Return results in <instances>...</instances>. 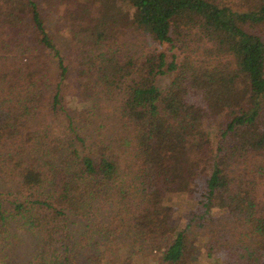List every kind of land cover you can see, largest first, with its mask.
Listing matches in <instances>:
<instances>
[{"label":"trees","instance_id":"trees-1","mask_svg":"<svg viewBox=\"0 0 264 264\" xmlns=\"http://www.w3.org/2000/svg\"><path fill=\"white\" fill-rule=\"evenodd\" d=\"M123 2L76 12L62 54L35 0L0 1V245L17 225L20 264H198L205 234L215 264H264V0Z\"/></svg>","mask_w":264,"mask_h":264},{"label":"rangeland","instance_id":"rangeland-1","mask_svg":"<svg viewBox=\"0 0 264 264\" xmlns=\"http://www.w3.org/2000/svg\"><path fill=\"white\" fill-rule=\"evenodd\" d=\"M2 1V0H0ZM39 12L41 13L45 24L48 28L49 34L52 36L54 43L57 48L61 50L62 54H67L71 52L74 48V40L72 34L79 27L78 22L75 21L76 12H87L90 16H98L99 12H130L128 5L123 2V0H35ZM132 11V10H131ZM264 33V28L262 29ZM131 39V40H130ZM132 37H126L121 39L117 45L121 46L123 51L126 53H132L141 55V53L150 51L155 48V44L147 41L146 45L134 46ZM158 50H162L166 53L168 59L172 58L173 54L179 55L176 48H171L169 45L158 46ZM171 74H166L161 76L158 80L160 85H164L169 82ZM110 102L102 104L104 107H108ZM8 188L6 184L0 183V190ZM186 200H182L181 195L172 196L169 203L180 202V205H184L187 202L190 203L188 197ZM192 204V203H190ZM73 220V219H70ZM70 226V221H69ZM72 226L75 230L78 229V223L73 222ZM72 226H70L72 228ZM22 230L19 226L14 225L11 228L12 236L1 243L0 249L4 248L5 253L8 254V264H20L21 260L25 258L27 254L32 252L35 248V240L32 236L26 235L24 232H19ZM22 233L24 234L22 236ZM11 239V242L9 240ZM193 244L190 247L189 259L196 260L198 264H215V259L209 255L208 252V238L205 234H198L196 240L191 241ZM116 251V250H115ZM98 251L86 250V248L79 250L75 255V264H91L97 257ZM2 252L0 250V258L2 257Z\"/></svg>","mask_w":264,"mask_h":264}]
</instances>
